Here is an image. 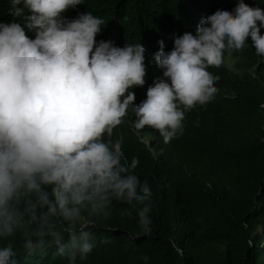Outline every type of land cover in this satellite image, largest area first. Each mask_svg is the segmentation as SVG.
I'll return each mask as SVG.
<instances>
[{
	"label": "clouds",
	"instance_id": "obj_1",
	"mask_svg": "<svg viewBox=\"0 0 264 264\" xmlns=\"http://www.w3.org/2000/svg\"><path fill=\"white\" fill-rule=\"evenodd\" d=\"M9 3L13 20L0 21V264H16L15 239L30 258L39 256L37 262L47 261V245L67 264L86 260L94 247L88 229L111 215L113 202L135 209L141 232L150 235L151 187L135 174L138 157L129 162L122 139H112L114 129L130 109L139 142L177 180L189 157L171 160L156 137L163 143L179 137L185 115L215 99L219 77L209 68L238 74L239 86L247 83L231 52L243 50L251 37L256 54L264 56V8L237 0L234 9L202 18L194 34L176 36L170 51L159 41L155 61L163 74L136 104L131 89L144 86L147 76L141 43L98 42L103 19L91 12L64 16L83 0ZM259 80L264 77L253 83ZM145 127L156 135L138 133ZM248 134L232 123L216 147L225 153ZM141 259L146 264L149 257Z\"/></svg>",
	"mask_w": 264,
	"mask_h": 264
},
{
	"label": "trees",
	"instance_id": "obj_2",
	"mask_svg": "<svg viewBox=\"0 0 264 264\" xmlns=\"http://www.w3.org/2000/svg\"><path fill=\"white\" fill-rule=\"evenodd\" d=\"M236 3L237 0H83L64 16L72 19L91 12L105 21L96 37L98 42L108 40L119 47L126 43L144 46L146 82L131 89L139 104L146 99L154 79L163 74L155 61L159 41L164 42L165 51H170L176 36L185 31L194 34L202 18L217 9L232 10ZM245 3L264 8V0ZM9 8V0H0V21L13 20ZM28 35L34 38L32 32L28 31ZM231 54L238 58L247 83L239 86L235 83L238 74H228L220 67L209 68L219 77L215 99L185 115V130L179 137L167 143L156 137L171 160L189 157L187 171L181 169L177 180L168 177L167 163L152 160L146 144L139 142L130 109L124 122L114 129L112 139H122L129 162L138 157L135 174L151 187V233L141 232L135 209L113 202L111 215L97 218L89 227L94 247L87 259L78 258L77 264H145L143 255L149 257L146 264H264V81L253 83L255 76L264 77V56L256 54L251 37L243 50ZM243 99L247 104L243 105ZM232 123L249 132V140L230 145L221 153L216 146L229 135ZM152 131L145 127L138 133ZM125 209H131V215L121 216ZM258 228L260 231L248 239L249 232ZM13 243L18 250L16 264H67L66 259L56 255L55 246L47 245V261L37 262L34 259L39 256L30 258L19 239Z\"/></svg>",
	"mask_w": 264,
	"mask_h": 264
},
{
	"label": "rangeland",
	"instance_id": "obj_3",
	"mask_svg": "<svg viewBox=\"0 0 264 264\" xmlns=\"http://www.w3.org/2000/svg\"><path fill=\"white\" fill-rule=\"evenodd\" d=\"M226 63H227L228 66H231V61H227L226 60Z\"/></svg>",
	"mask_w": 264,
	"mask_h": 264
}]
</instances>
